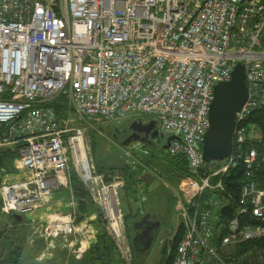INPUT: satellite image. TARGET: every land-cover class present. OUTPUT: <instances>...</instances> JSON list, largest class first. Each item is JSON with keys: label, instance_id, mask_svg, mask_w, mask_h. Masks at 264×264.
Here are the masks:
<instances>
[{"label": "built area", "instance_id": "obj_1", "mask_svg": "<svg viewBox=\"0 0 264 264\" xmlns=\"http://www.w3.org/2000/svg\"><path fill=\"white\" fill-rule=\"evenodd\" d=\"M237 62L247 99L235 112L231 151L219 167L199 174L213 86L228 81ZM59 94L69 100L65 118L51 104ZM260 109L264 0H0V155L16 149V168L29 173L12 181L0 169L4 214L42 208L68 185L71 162L117 249L129 250L119 202L123 178L96 172L77 120L99 126L148 114L164 136L177 137L166 152L185 157L186 180L196 187L180 213L183 232L170 264H223L210 243V212L197 199L206 188L223 191V178L239 170L236 215L249 211L257 223L240 228L233 217L221 245L264 237V135L249 120ZM74 219L60 213L30 226L45 248L74 234Z\"/></svg>", "mask_w": 264, "mask_h": 264}, {"label": "rangeland", "instance_id": "obj_2", "mask_svg": "<svg viewBox=\"0 0 264 264\" xmlns=\"http://www.w3.org/2000/svg\"><path fill=\"white\" fill-rule=\"evenodd\" d=\"M51 104L54 108L57 104L62 106V108L60 107L59 109L60 113H58L62 118H65L66 115L71 111L69 100L65 94L57 95L51 100ZM142 116L153 118L151 115L148 114H144ZM133 119L134 118L132 117H127L111 123H104L99 126L82 122L81 120H77V124L80 126L83 125V127H85L84 137L85 141L87 142L90 148L95 169L97 161V163H100L101 166L105 168L106 171L104 173H106V175L113 174V172H117L123 178L124 175L120 171L123 168L124 164L127 163L129 166L131 165L133 167H136L134 170V176H141L145 172H148L151 175L149 178H147L148 180H143V178L140 177L137 183L128 184L121 193V196L119 197L120 207L125 217V219L123 218V220H126L127 218L129 222V238L126 235V231L124 232L125 239L127 238L126 242H128L127 244L129 246V250L116 249L118 255L114 256L113 258L115 260H119L121 264L134 263V258L130 246V240L134 234L131 225L134 221L140 218L141 214L144 211H148L153 216L159 219L160 226L154 238L152 246L149 250H147L144 255L142 264H162L164 257L163 246H165L167 243V237L169 233L171 237H175L179 234H182L183 229L180 224V213L183 209L187 210L189 208V197L192 192L196 190V187L193 185L192 190H188L190 183L186 180L187 176L180 177V175L174 172H170L166 169L167 167L162 161L163 158H165L166 154L162 150L156 152H148L146 149L149 147H144V150L146 151V153H144L143 151L132 149L127 145L121 146V143L119 142L120 140L117 141L111 136L112 129H115L122 125L130 126L134 123ZM166 138L167 136H164L165 141ZM11 156L13 157H10L8 160H6L8 166L11 168V172L10 174H8V176L10 177L16 172L17 176L20 175L17 178L21 179L23 177H27L23 176V171L17 170L16 165L14 164V161H16L17 156L16 149L12 150ZM145 161H150V166L152 167H149L147 164H145ZM8 166L6 165L4 167L8 168ZM68 171H70L69 176H71V172L74 171V167L71 162L68 165ZM3 174L4 173H1V175ZM215 181L216 180L213 178L209 179V182L211 184H214ZM123 183L126 185L124 178ZM67 186H70V182ZM67 190V187H62L56 190L55 192ZM70 190L71 195L73 196V204L71 205L76 210L78 209V200L75 197L76 194L74 193L72 187ZM217 190L219 189L213 187L211 189L209 188V195L202 196L200 200L202 203L201 207H205L209 210L213 223L217 220L216 217L218 209L220 208V206L226 203V200L223 195L221 196V194H217ZM84 215H86L84 218L87 217L88 221L93 225L95 229L97 228V226H100L103 230L107 232V223L103 219V213L101 216L99 214L98 209H96L94 206H90L88 212ZM13 220H15V218L12 216V213L8 215L0 212V227L4 228L6 224L10 223V221ZM28 230L30 231L31 229L28 228ZM226 235L227 233H225L223 237ZM69 236L71 235L59 236L54 240L56 241V239L58 240L59 238H62L59 243L61 246H59L63 247L62 245L66 243L67 238ZM26 244L28 245V243ZM57 244L58 242L56 244L54 242L52 248L56 249ZM228 246L229 245L223 247L225 248ZM63 248L66 250L65 247ZM85 249L86 248L79 250L77 246L74 245L73 249L71 250L72 252L66 251L67 253L62 255V258L57 259L56 264H65V257H67V264H76V262H78L77 260H79L80 257H82V255L84 254ZM217 255V258L224 262L223 264H227V261L224 260V257H222L219 252L217 253ZM136 257L139 260V257L137 255ZM137 262L139 263V261Z\"/></svg>", "mask_w": 264, "mask_h": 264}, {"label": "trees", "instance_id": "obj_3", "mask_svg": "<svg viewBox=\"0 0 264 264\" xmlns=\"http://www.w3.org/2000/svg\"><path fill=\"white\" fill-rule=\"evenodd\" d=\"M62 108L61 105L57 104L55 106V110L57 113H60L59 109ZM250 122H252L254 125H256L260 132L264 135V109L256 110L254 111L250 117ZM12 149L4 148L0 155V169L2 171H11V168L8 166V163L6 160H8L11 156ZM156 152V151H154ZM166 155L165 158H163V163L167 167L166 169L170 172H174L180 177L189 176L190 173L188 171L187 167V161L185 157L182 154H174L170 155L166 151H163ZM145 164H147L149 167L151 165L150 161H145ZM8 166V168H5L4 166ZM220 164H214L213 168L219 167ZM136 167L129 166L127 163L124 164L123 168L120 172L123 173L124 179L126 182V185L124 184L123 190L126 188L128 184L131 183H137L139 178H143L144 174L134 176ZM211 166L209 165H202L199 169V174L209 173ZM105 168L101 166L100 163H97L96 161V172L102 173L105 172ZM136 177V178H135ZM143 180H148L147 178H143ZM69 182L70 185L76 194V198L78 200V209L75 210L74 213V221L75 223L81 222L86 215L85 213L88 212L90 206H94L96 209H98L99 214L102 216V212L100 208L90 199V196L87 190L84 188L83 184L78 179L76 173L73 171L71 172V176H69ZM241 183V172L235 171V172H229L223 179V191L217 190V194L223 195V197L226 200V203L218 209L217 213V220L214 222V230L213 234L210 240L211 245L216 249L217 253L219 252L222 257H224V260L229 262H233L234 264H264V237L256 238V239H245L242 241H239L235 244H231L228 247H223L221 245V240L223 238V235L227 233L228 231V224L229 221L237 216L238 219V225L239 227H243L246 225H253L257 223L251 215H249V211L243 214L236 215L239 203H238V193H239V185ZM209 191L208 189H204L201 193V195L198 197V200H201L202 196H208ZM91 200V201H90ZM201 202V201H200ZM83 212V213H81ZM9 215V214H8ZM123 218L124 213H123ZM124 221V227L126 231V235L129 238V222L126 218ZM180 234L178 236H175L173 239V243L171 246L170 252L167 254V244L163 246V261L162 264H170L173 254H174V248L175 243L179 239ZM44 246V244H43ZM131 246V243H130ZM117 248L115 247V244L112 240V238L108 235V233L103 230L100 226H97L95 229V239L94 241L84 250V254L82 257H80L78 262L76 264H121L119 260H115L113 257L117 256ZM134 263L133 264H139L137 261L138 256L137 253H135L131 247ZM79 258V257H78ZM77 258V259H78ZM5 264H12V262L7 261Z\"/></svg>", "mask_w": 264, "mask_h": 264}, {"label": "water", "instance_id": "obj_4", "mask_svg": "<svg viewBox=\"0 0 264 264\" xmlns=\"http://www.w3.org/2000/svg\"><path fill=\"white\" fill-rule=\"evenodd\" d=\"M213 98L208 110V128L202 136L201 157L203 165L224 163L232 148V130L234 127L235 112L238 111L247 99V84L245 81L244 66L237 62L231 72L228 81H223L213 86ZM154 135V134H152ZM161 138L164 135H160ZM177 139L176 136H168L163 144L164 151H167L170 143ZM147 172L143 178H149ZM15 220L20 221L21 215L12 213ZM135 231L130 243L134 252L138 254L139 264L143 263L144 255L150 249L158 232L160 222L149 220L148 212L132 223ZM172 237L167 238V254L171 250Z\"/></svg>", "mask_w": 264, "mask_h": 264}, {"label": "crops", "instance_id": "obj_5", "mask_svg": "<svg viewBox=\"0 0 264 264\" xmlns=\"http://www.w3.org/2000/svg\"><path fill=\"white\" fill-rule=\"evenodd\" d=\"M14 164L18 165L17 161H14ZM17 170H22L23 176H29L27 171L21 168ZM19 176L15 172L12 176L7 177V179L19 181L26 178H17ZM4 177L2 176L1 179L3 180ZM66 187L68 188L67 191L52 192L42 208L26 215H21L20 221L13 220L6 224L4 228L0 227V264H5L7 261L12 262V264H56L57 259L62 258V255L70 252L74 245L77 247L85 245L84 248H87L89 243L94 241L95 237L92 230L95 231V228L88 221L87 217L81 222L76 223V232L71 234L67 238L66 243L62 245L66 250L60 247L59 243L62 238L56 239V241L53 240L50 245L48 244L44 248L42 246L43 239L36 236L37 233L31 227L46 222L60 213H75V208L71 205L73 204V196L70 190L71 185ZM84 224L87 226L83 229L82 225ZM28 228L31 230L29 231ZM168 237H170V233ZM84 238L89 240L88 243ZM54 242L55 244L58 242L56 249L52 248ZM43 244L45 243L43 242ZM65 264H67V257H65Z\"/></svg>", "mask_w": 264, "mask_h": 264}, {"label": "flooded vegetation", "instance_id": "obj_6", "mask_svg": "<svg viewBox=\"0 0 264 264\" xmlns=\"http://www.w3.org/2000/svg\"><path fill=\"white\" fill-rule=\"evenodd\" d=\"M133 121L134 123L130 126L122 125L120 127L112 129L111 136L117 141L120 140L119 142L121 143V146L127 145L132 149L140 150L144 153H146L144 147H149L146 149L148 152L161 150L164 151L162 146L165 143V139L164 137H160V135L163 136V133L158 130L157 120L155 118L136 116ZM142 214L140 218L142 217ZM148 214L149 220L159 221V219L153 216L150 212H148ZM133 232L135 233V231Z\"/></svg>", "mask_w": 264, "mask_h": 264}, {"label": "bare ground", "instance_id": "obj_7", "mask_svg": "<svg viewBox=\"0 0 264 264\" xmlns=\"http://www.w3.org/2000/svg\"><path fill=\"white\" fill-rule=\"evenodd\" d=\"M192 187H193V186H191V184H190L189 187H188V190H192Z\"/></svg>", "mask_w": 264, "mask_h": 264}]
</instances>
